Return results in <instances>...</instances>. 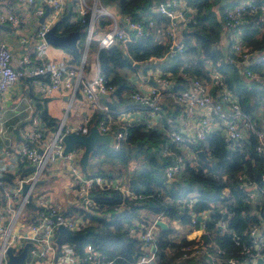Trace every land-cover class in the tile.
Listing matches in <instances>:
<instances>
[{"label": "built area", "instance_id": "obj_1", "mask_svg": "<svg viewBox=\"0 0 264 264\" xmlns=\"http://www.w3.org/2000/svg\"><path fill=\"white\" fill-rule=\"evenodd\" d=\"M34 6L33 15L41 17L46 9L48 12L39 22L35 32V45L32 56L24 55L20 60L25 65L14 66L12 54L9 48L0 42V95L15 82L29 79L36 85V92L40 95H49L60 89L69 93V103L81 93L91 111L92 116L101 112L93 122L91 116L83 117L76 124H65L63 118L58 127L46 133L45 128L37 125L34 119V127L24 128L21 137L24 140L17 148V170L8 179L0 177V202L4 213L0 216V264H8L7 250L11 248L13 255H18L26 243V255L23 264H113V260L106 258L104 254L96 250L92 245L86 244L79 253L73 243L63 241L56 242L57 227H66L71 232H81L88 223L83 214L66 215L55 204L49 191L37 192L40 179L52 177L58 172L54 167L59 164L65 168L72 184L74 200L78 206L91 212H96L100 205L91 196L95 187L102 189L116 186L121 192L132 198L145 196L134 193L130 184L124 178L113 179L107 176H86L80 163L82 146H74L68 153H64L62 137L72 131L86 134L92 124L96 125L101 133L110 134L113 138L112 147L117 148L126 140V124L113 118V110L104 101L105 94L109 101L116 100L114 94L116 86L110 84L102 74L98 52L118 44L127 51L130 43L137 37L145 36L156 25L157 21L152 16L135 19L119 11L116 0L102 3L101 0H73L74 18L71 21H79L85 25L82 54L77 62L57 61L47 57L48 43L45 40L46 31L64 14L66 10L65 0H21ZM69 6V5H68ZM150 11L163 18L160 22L161 35L166 42L167 49L163 56H150L149 61L162 60L169 54L181 52L185 47L183 32L194 21L196 8L188 0H154ZM257 12L264 13V0H238L227 7L223 12L224 32L222 37L226 42L223 49L227 52L229 62L238 59V64H248L250 61H259L264 53V45L261 50L252 51L241 43V25L246 15H254ZM0 22L17 24L19 18L14 14L0 12ZM232 44L229 45V41ZM96 42L94 56L92 44ZM138 64V65H137ZM132 66L140 67L137 61ZM142 80L149 85L144 91H130L128 96L142 109L147 110L156 118L160 112L162 102L170 98L173 108H180L177 115L180 125H185L189 117L194 118L192 132H172V140L197 142L204 141L212 130L221 129L226 141L232 145H239L249 134L256 138L255 151L257 155L264 157V114L257 120L249 118L243 112L237 99L226 88L221 76L213 73L209 81L196 76H190L182 72L187 79L184 87L172 89L174 76L171 73H163L159 68L140 69ZM137 71H134V73ZM247 76H253L252 71L246 69ZM155 123H156V119ZM168 121H172L168 119ZM146 122V127L154 124ZM6 128L0 124V138L5 139ZM38 148L41 150L39 151ZM163 154L172 151L168 146L160 147ZM186 149V147H185ZM4 152H9V145H5ZM191 157L194 153H189ZM181 157L177 162L165 167V176L168 180L174 178L179 171ZM240 188L245 192V200L249 209L245 212L257 219L250 222L247 228L240 234L232 232L234 242L241 244L240 253L244 259L237 257H224L222 247L214 240H206L204 235L205 220L210 211L193 213L189 229L183 233L186 244L179 246L174 264H188L190 260H203L205 264H264V171L258 181L251 179L245 172L238 173ZM27 184L23 192L22 186ZM191 202V200H190ZM34 205V211L30 214L29 223L20 222L23 209L27 204ZM263 210V213H262ZM244 213V211H243ZM199 216L200 219L197 217ZM157 220L167 222L161 214H152L141 224L142 230L138 236L145 246L144 252L138 257L136 264H154L159 255V247L155 242V232L160 227ZM180 224V223H179ZM218 231L227 232V221H218ZM183 226V225H182ZM19 227H22L21 229ZM191 229L199 231V234L188 236ZM245 239L248 243L241 242ZM180 240V239H179ZM178 240V241H179ZM261 259V262L258 260Z\"/></svg>", "mask_w": 264, "mask_h": 264}, {"label": "trees", "instance_id": "obj_2", "mask_svg": "<svg viewBox=\"0 0 264 264\" xmlns=\"http://www.w3.org/2000/svg\"><path fill=\"white\" fill-rule=\"evenodd\" d=\"M107 1L109 0H101L102 3ZM153 1L115 2L121 13L135 19L152 16L157 25L145 36L135 38L127 51L118 44L99 50L100 70L109 83L116 86L114 94L117 99L106 100L110 108L113 110L115 103L121 100L122 92L134 88L129 72L159 68L163 73L174 76L172 89L187 85V76L183 77L182 72L207 81L213 73L219 74L243 112L249 118L257 120L258 110L264 108V53L259 61L238 64L236 56H233L236 60L229 62L227 52L222 48L223 12L238 0H230L223 6L218 5L219 0H188L195 6L196 14L194 21L183 32L184 49L167 55L165 59L149 61L150 56H163L167 49L166 42L161 41L160 37V29L163 27L160 22L163 18L150 11ZM67 11L69 16L62 24V32L79 30L82 40L85 25L69 20L73 14L71 4L66 8L65 12ZM241 30V43L249 50H261L264 45V13L246 15ZM95 43L94 41L92 46L95 47ZM82 44L83 41L76 50L66 49L70 54L69 61L77 62L80 59ZM230 44L232 40L229 41ZM133 61L139 62L140 68L132 66ZM246 69L252 71L253 76H247ZM173 105L175 104L170 98H165L160 112L156 115V123L148 128L142 121L126 124L127 137L119 147L97 144L89 157L87 167L83 169L88 177L101 175L114 180L125 175L131 190L145 197L132 198L116 186L93 188L91 196L100 205L96 212L87 211L77 204L68 205L62 211L66 215L79 212L88 219L82 229L90 230L87 237L78 244L76 240L69 239L62 233L59 243H73L79 253L86 244H90L106 258L113 260V264H136L140 254L145 251L143 241L138 236V232L142 230L141 224L145 221L140 210L147 208L154 214L163 215L168 225L164 229L159 227L155 232V242L160 249L156 264H174L176 249L186 244L187 240H176L173 236L175 228L170 223L177 221L183 226L189 225L193 213L209 210L203 237L214 240L222 247V259L230 256L244 259L245 256L240 253L241 244L234 242L231 233L241 235L250 222L257 220L255 216L245 213L249 205L238 180V173L245 172L251 179L258 181L264 171V157L257 155L255 151L256 138L249 134L248 139L239 145H232L225 140L221 129H214L204 141L172 140L170 134L181 133L182 129L177 118L180 108L177 105L173 108ZM101 114L96 112L92 116V122L101 117ZM40 116L46 121L52 120L47 112L40 113ZM162 146H168L172 152L163 154L160 148ZM199 150L208 160L198 155ZM191 152L194 153L193 157L189 156ZM177 157L182 159L179 171L173 179L168 180L164 169L167 165L176 163ZM105 164H108L109 170H105ZM132 179L134 182H131ZM27 207L34 209L31 203ZM220 219L227 221V232L218 231L217 223ZM197 234L199 233L195 235ZM241 242L248 243L243 238ZM188 264L205 263L203 260H190Z\"/></svg>", "mask_w": 264, "mask_h": 264}, {"label": "crops", "instance_id": "obj_3", "mask_svg": "<svg viewBox=\"0 0 264 264\" xmlns=\"http://www.w3.org/2000/svg\"><path fill=\"white\" fill-rule=\"evenodd\" d=\"M65 2L66 8L68 7V4H71V10H73V0H65ZM33 9L34 6L28 5L21 0H0V12L5 14L12 13L19 18V22L17 24L0 22V42H3L9 48L12 54V64L14 66L25 65L21 63L20 60L24 55L31 57L34 51L35 32L39 24V18H35L33 15ZM73 18L74 15H71L69 20L71 21ZM61 29H63L62 25L59 26L58 31ZM160 37L161 41L164 42L162 35ZM82 41L83 39L81 40L80 34L77 46ZM225 42L226 40L223 39L222 45ZM66 49L68 48L48 45L47 57L57 61H69L70 54L66 51ZM94 51L95 47L92 46L90 55H92ZM92 56H94V54ZM136 67L140 68L138 66ZM141 74H143L142 70H138L135 73L134 71L129 72V79L134 85V88L122 92L121 100L117 101L114 105L112 112L113 118L116 121L121 122V124H129L139 121L145 123L147 121H151L150 123H153L154 121L155 124L154 116L150 115L147 110L139 107L128 96L130 91L140 90L145 92L149 88V85L142 80ZM68 95L69 93L65 89L56 90L49 95H40L36 92L35 83L29 79H23L15 82L0 95V124L6 128V138H0V177L8 179L9 176H13L14 172H16L17 148L24 143V140L21 137V131L24 128L34 127V119L37 120V125L40 126V128L42 127L47 130L46 133L49 135L48 132L56 129L63 118H65V124L67 125L76 124L80 122L83 117L91 116L92 118V113L88 109V105L81 93H78L71 103H69ZM102 97L104 101L108 100L107 96ZM42 112H47L52 120L46 121V119L40 116V113ZM32 113H34L33 118L31 117ZM262 114H264L263 107L258 110L256 116L259 117ZM193 121L194 118L192 116L189 117L185 125H181L183 132H192ZM14 128H18L19 138L13 133L12 130ZM5 145H9L8 153L4 152ZM54 167L58 169L57 174L48 178L46 182L39 183V185L51 183L48 191L50 192L55 204L62 212L66 206L75 204L73 203L74 197L72 184L71 182L70 184H67V173L65 170H62L65 168H61L59 164H55ZM57 175L61 176L62 184H60L61 181L58 182L55 180L58 177ZM2 208L3 207L0 202V216L4 213ZM144 210L147 211V214H144ZM31 213L32 212H30L29 215ZM151 214L153 213L148 209L146 210L145 208H142L140 210V215L144 219H148L147 217ZM172 222L174 223L173 225L175 228L179 227V225L181 226V224L177 221ZM181 230L184 231L182 227Z\"/></svg>", "mask_w": 264, "mask_h": 264}, {"label": "water", "instance_id": "obj_4", "mask_svg": "<svg viewBox=\"0 0 264 264\" xmlns=\"http://www.w3.org/2000/svg\"><path fill=\"white\" fill-rule=\"evenodd\" d=\"M229 1L230 0H219L218 5L223 6ZM48 9L49 7L46 6L44 14L41 17H39V22L43 20L44 16L48 12ZM68 16H69V13L67 11L46 31L45 40L47 41L49 45H52V46L65 47L70 50H76L78 48L77 41L80 39V32L78 30H71L67 33H63L62 29L58 31L59 26L63 24V22L68 18ZM103 96H106V95L103 94ZM33 116H34V113L31 114L32 118ZM12 131L19 138L18 128H14ZM62 140L64 143L63 151L65 154L71 151L74 148V146H82L83 150H82V154L80 157V163L83 169L87 167L89 157L97 144H105V145H111V146L113 144L112 136L110 134L101 133L98 130L97 126L94 124L90 126L88 133L81 134L79 132L72 131L69 133H65L62 137ZM38 150L40 151L41 149L38 148ZM198 155L202 159L208 160L206 159L205 155L203 154L201 150L198 151ZM110 174L111 173H109V175ZM47 180L48 178L40 179L38 183H44ZM114 182L115 180L113 181V184ZM131 182H134V180L132 179ZM27 187H28L27 184H23L22 191L24 192L27 189ZM197 218L200 219L199 216ZM157 224L163 229L168 226L167 223L163 220H157ZM89 232L90 230H85L82 232L74 233V232H71L66 227L59 225L57 227V236L55 238V241L58 242L61 234L64 233L67 238L74 239L79 244L82 239H85L87 237ZM27 246H28V243L25 244L22 251L18 255H13L11 248H9L7 250L8 257H9L7 263L8 264H23L22 261L26 255ZM261 261H262L261 259L258 260V262H261Z\"/></svg>", "mask_w": 264, "mask_h": 264}, {"label": "rangeland", "instance_id": "obj_5", "mask_svg": "<svg viewBox=\"0 0 264 264\" xmlns=\"http://www.w3.org/2000/svg\"><path fill=\"white\" fill-rule=\"evenodd\" d=\"M210 2H214V1H216V0H209ZM223 46L224 45H222V48H223ZM90 52H91V50L89 51V54H90ZM104 168H105V170H109V166H108V164H105L104 166H103ZM57 174V173H56ZM58 177L55 179L56 181H58V182H60L61 181V176L60 175H57ZM68 176V175H67ZM47 178H50V177H47ZM120 178H124L128 183H129V180L125 177V175H123V176H120ZM68 180V181H67ZM66 181H67V184L69 183L70 184V182L71 181H69V178L67 177L66 178ZM50 184L51 183H47V184H43V185H38L37 186V188H36V191L37 192H42V191H48V189L50 188ZM60 184H62V181L60 182ZM73 203H77L75 200H73ZM146 210H147V208H145ZM34 211V209L32 208V209H29L28 207H27V205H26V207L23 209V213H22V218H21V220H20V222L24 225V223H23V221L25 222L26 221V223H29V220H27V218H29V213L30 212H33ZM144 214H147V211H145L144 210ZM29 215V216H28ZM28 216V217H27ZM151 216H152V214L149 216V217H147L148 218V220L151 218ZM171 224V223H170ZM174 223L172 222V226L174 227V225H173ZM181 227L183 228V230L184 231H182L181 230ZM20 229L22 228V227H19ZM175 228V227H174ZM189 229L187 228L186 230L184 229V226H180L179 225V227H177V228H175V232L173 233V236H174V238H176V240H179V239H182L183 238V233L185 234V232L186 231H188ZM59 241V240H58ZM154 264H156V262L154 263Z\"/></svg>", "mask_w": 264, "mask_h": 264}, {"label": "bare ground", "instance_id": "obj_6", "mask_svg": "<svg viewBox=\"0 0 264 264\" xmlns=\"http://www.w3.org/2000/svg\"><path fill=\"white\" fill-rule=\"evenodd\" d=\"M196 233H199V231L195 230V229H191L189 232H188V235H195Z\"/></svg>", "mask_w": 264, "mask_h": 264}]
</instances>
